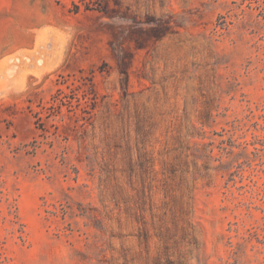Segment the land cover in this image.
Returning a JSON list of instances; mask_svg holds the SVG:
<instances>
[{"label": "rangeland", "instance_id": "rangeland-1", "mask_svg": "<svg viewBox=\"0 0 264 264\" xmlns=\"http://www.w3.org/2000/svg\"><path fill=\"white\" fill-rule=\"evenodd\" d=\"M0 264H264V0H0Z\"/></svg>", "mask_w": 264, "mask_h": 264}]
</instances>
